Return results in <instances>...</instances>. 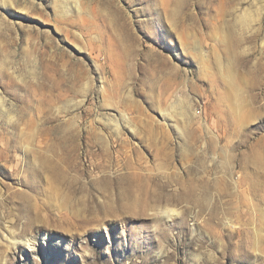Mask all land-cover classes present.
I'll return each instance as SVG.
<instances>
[{
	"label": "rangeland",
	"instance_id": "374dc122",
	"mask_svg": "<svg viewBox=\"0 0 264 264\" xmlns=\"http://www.w3.org/2000/svg\"><path fill=\"white\" fill-rule=\"evenodd\" d=\"M3 2L0 264H264V0Z\"/></svg>",
	"mask_w": 264,
	"mask_h": 264
},
{
	"label": "bare ground",
	"instance_id": "6f19581e",
	"mask_svg": "<svg viewBox=\"0 0 264 264\" xmlns=\"http://www.w3.org/2000/svg\"><path fill=\"white\" fill-rule=\"evenodd\" d=\"M3 3H5V0H4V2ZM262 6H263V4H262ZM251 17V15L249 14V13H245L244 15H243V18L245 19H249V18ZM181 43L183 44V42L181 41ZM183 45H185V44H183ZM181 47H183V46H181ZM188 50V49H187ZM227 64V63H226ZM230 64V63H229ZM223 76L226 78V80H227V82H228V84H229V86L231 87V90H232V79H233V76H232V65H226V67L224 68V72H223ZM161 113V115L160 116H162V118H170L171 117V112L170 111H161L160 112ZM262 168V167H261ZM264 168V167H263ZM173 214H175L174 212H168L167 214H166V217H171ZM3 237H5V236H3ZM27 237V236H26ZM10 238V237H9ZM6 239V238H5ZM8 239V238H7ZM29 241H30V239H28V238H26L25 239V242L26 243H29ZM12 243V242H11ZM29 245V244H28Z\"/></svg>",
	"mask_w": 264,
	"mask_h": 264
}]
</instances>
